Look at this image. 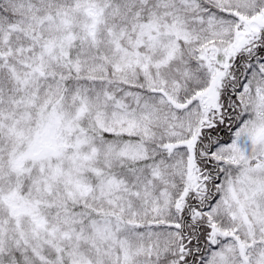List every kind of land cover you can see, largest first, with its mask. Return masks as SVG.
I'll use <instances>...</instances> for the list:
<instances>
[{"label":"snow or ice","instance_id":"6c2138e0","mask_svg":"<svg viewBox=\"0 0 264 264\" xmlns=\"http://www.w3.org/2000/svg\"><path fill=\"white\" fill-rule=\"evenodd\" d=\"M0 264H264V0H0Z\"/></svg>","mask_w":264,"mask_h":264}]
</instances>
